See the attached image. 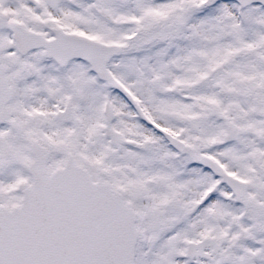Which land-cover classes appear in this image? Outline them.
I'll return each mask as SVG.
<instances>
[{
  "label": "snow or ice",
  "instance_id": "6c2138e0",
  "mask_svg": "<svg viewBox=\"0 0 264 264\" xmlns=\"http://www.w3.org/2000/svg\"><path fill=\"white\" fill-rule=\"evenodd\" d=\"M0 264H264V0H0Z\"/></svg>",
  "mask_w": 264,
  "mask_h": 264
}]
</instances>
